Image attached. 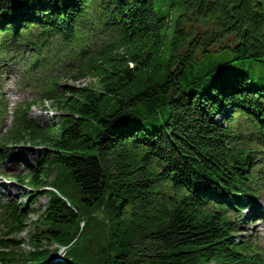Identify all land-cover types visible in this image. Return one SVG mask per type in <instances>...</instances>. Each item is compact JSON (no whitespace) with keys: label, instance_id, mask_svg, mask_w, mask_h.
Returning <instances> with one entry per match:
<instances>
[{"label":"trees","instance_id":"obj_1","mask_svg":"<svg viewBox=\"0 0 264 264\" xmlns=\"http://www.w3.org/2000/svg\"><path fill=\"white\" fill-rule=\"evenodd\" d=\"M158 1L0 0V75L21 61L55 111L41 127L25 103L0 139L37 148L28 200L0 202V264L261 261L236 233L264 193L263 5Z\"/></svg>","mask_w":264,"mask_h":264},{"label":"rangeland","instance_id":"obj_2","mask_svg":"<svg viewBox=\"0 0 264 264\" xmlns=\"http://www.w3.org/2000/svg\"><path fill=\"white\" fill-rule=\"evenodd\" d=\"M262 3L264 8V0H258ZM156 8L159 9L160 5H162L161 1L155 0ZM175 15V14H174ZM171 37V29L168 31V39ZM27 56V55H26ZM20 64H22L21 61H19ZM14 63H8L6 66L3 67V75L1 76V83L0 88L3 86V94H4V102L7 106H12L16 109V106L18 105V101H35L37 100L36 104L32 106L28 112V118L35 121L39 126L41 127H47L51 126V116L55 114V111L49 106V102L44 101V106L41 108L40 100L43 101V99H38V93L37 90L34 88H25L24 85L20 84L19 78L21 73V65ZM60 73V71H59ZM64 81V80H63ZM62 81V85H64ZM84 82V81H82ZM81 82V83H82ZM87 82V81H86ZM81 84L80 82H78ZM77 83V84H78ZM85 84V82H84ZM1 94V92H0ZM2 100L3 96L0 95ZM0 103L2 105V101L0 99ZM3 106V105H2ZM6 114H4L5 116ZM15 117L12 115V120ZM4 118V117H3ZM8 118V117H6ZM16 121V118H15ZM10 122V119L8 120V123ZM4 121L1 120L0 127L3 128ZM15 125V122H14ZM9 126V125H8ZM7 126V127H8ZM6 130H9L6 128ZM36 150L37 149H30L28 146H15L12 148H7L2 153L4 154L6 152L7 158L5 160L0 159V201L5 202L7 200H12L16 203L19 202H26L28 200V197L26 196V192H28V189H25V187L16 181L14 179L17 175H23L27 172V167L32 166L35 164V156H36ZM53 174H50V178H52ZM7 188V189H6ZM12 191V192H10ZM40 194L35 199L33 206H32V212L29 214V216L26 219V230L19 234L18 238L23 239L25 242L29 238V234L34 231L33 227V220H35L38 215L40 214V210L42 207H44L47 198L42 195V192H39ZM257 232L264 234V227L262 222H257L254 224V228ZM239 237L244 238L245 240L248 239V232L245 229V226L242 227V230L240 231ZM250 241L253 244H259V248L264 251V236L263 239H250ZM24 250H27L25 247ZM54 252L53 257L57 259V254ZM59 260L61 258H58Z\"/></svg>","mask_w":264,"mask_h":264},{"label":"bare ground","instance_id":"obj_3","mask_svg":"<svg viewBox=\"0 0 264 264\" xmlns=\"http://www.w3.org/2000/svg\"><path fill=\"white\" fill-rule=\"evenodd\" d=\"M6 189H7V188H6ZM10 192H12V191H10ZM0 228L4 229L2 226H0Z\"/></svg>","mask_w":264,"mask_h":264}]
</instances>
